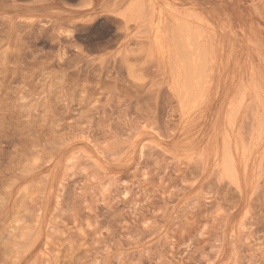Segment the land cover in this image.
<instances>
[{"label": "rangeland", "instance_id": "rangeland-1", "mask_svg": "<svg viewBox=\"0 0 264 264\" xmlns=\"http://www.w3.org/2000/svg\"><path fill=\"white\" fill-rule=\"evenodd\" d=\"M0 264H264V0H0Z\"/></svg>", "mask_w": 264, "mask_h": 264}, {"label": "bare ground", "instance_id": "bare-ground-1", "mask_svg": "<svg viewBox=\"0 0 264 264\" xmlns=\"http://www.w3.org/2000/svg\"><path fill=\"white\" fill-rule=\"evenodd\" d=\"M143 2H144V1H143ZM140 4H142V3H140ZM143 4H144V3H143ZM140 7H141V6H140ZM140 7H139V9H140ZM143 7H144V6H143ZM141 10H142V9H141ZM141 10H140V11H141ZM123 15H124V14H123ZM191 39H192V38H191Z\"/></svg>", "mask_w": 264, "mask_h": 264}]
</instances>
